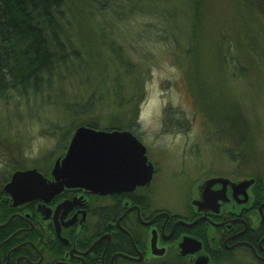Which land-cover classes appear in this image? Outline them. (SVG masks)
<instances>
[{"label":"rangeland","instance_id":"rangeland-1","mask_svg":"<svg viewBox=\"0 0 264 264\" xmlns=\"http://www.w3.org/2000/svg\"><path fill=\"white\" fill-rule=\"evenodd\" d=\"M101 2L64 8L63 55L37 93L0 98V160H54L86 122L131 127L159 195L184 201L200 172L239 163L242 120L243 161L264 164V0Z\"/></svg>","mask_w":264,"mask_h":264},{"label":"flooded vegetation","instance_id":"flooded-vegetation-1","mask_svg":"<svg viewBox=\"0 0 264 264\" xmlns=\"http://www.w3.org/2000/svg\"><path fill=\"white\" fill-rule=\"evenodd\" d=\"M229 124L239 163L200 172L184 201L159 195L148 158L152 178L131 190L62 186L24 199L8 188L13 174L36 169L49 184L67 147L53 161L0 160V264H264V164L252 153L244 163L242 120Z\"/></svg>","mask_w":264,"mask_h":264},{"label":"water","instance_id":"water-1","mask_svg":"<svg viewBox=\"0 0 264 264\" xmlns=\"http://www.w3.org/2000/svg\"><path fill=\"white\" fill-rule=\"evenodd\" d=\"M153 165L145 146L127 130H99L78 126L62 157L52 168L47 184L36 169L16 171L8 188L16 197L54 194L62 186H80L95 192L131 190L150 181ZM22 199V200H23Z\"/></svg>","mask_w":264,"mask_h":264},{"label":"trees","instance_id":"trees-1","mask_svg":"<svg viewBox=\"0 0 264 264\" xmlns=\"http://www.w3.org/2000/svg\"><path fill=\"white\" fill-rule=\"evenodd\" d=\"M73 1L101 0H0V98L9 93H37L63 55L65 10ZM61 54L56 57V54ZM169 119L166 122L169 123ZM97 129L93 122L80 124ZM133 133L131 127H126ZM121 130L109 126L105 130Z\"/></svg>","mask_w":264,"mask_h":264}]
</instances>
